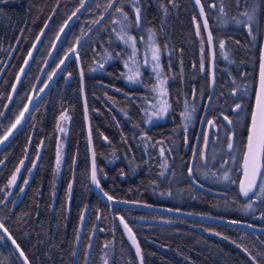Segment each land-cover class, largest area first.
<instances>
[{
	"label": "trees",
	"instance_id": "obj_1",
	"mask_svg": "<svg viewBox=\"0 0 264 264\" xmlns=\"http://www.w3.org/2000/svg\"><path fill=\"white\" fill-rule=\"evenodd\" d=\"M81 2L0 3V71L10 55L0 74V136L23 107L59 28ZM109 2L90 0L72 19L39 86ZM200 3L213 37L214 92L205 117L214 126H210L208 133L204 126L199 132L191 166L193 144L211 88L209 52L194 0H139V26L135 25L132 0H117L80 44L78 54L97 178L102 189L117 198L244 219L264 226V197L248 198L240 193L243 174L231 159L239 157L240 152H229L227 147L229 137L241 151L246 141L245 126L258 83L264 4H259L255 19L249 21L243 14H251L258 0H239V4L237 0H223V13L221 0H200ZM212 4L216 7H211ZM116 8H122L127 21ZM196 24H200V35L196 33ZM124 25H127L124 37L135 39V53L131 42L126 44L118 34ZM149 34L159 48L160 71L168 99L167 111L161 119L148 118L153 80L146 78L151 73L147 67L142 66V71L139 68ZM220 42L224 43L223 48ZM29 50L32 55L18 76ZM126 65L131 72L138 70L137 82L127 79L131 72ZM237 104L242 106L238 110ZM186 105L190 120L185 119ZM64 109L69 116L65 126V121L58 117ZM39 148L37 165L15 202ZM161 148L165 150L163 157ZM56 149L63 151L60 170L54 168ZM24 156L19 182L5 199L8 179ZM0 162V189H3L0 221L31 264L71 263L79 218L86 204V225L73 264L84 263L85 237L96 217L97 230L86 264H103L106 254L107 264H140L118 217L132 229L142 250L143 264H252L242 248L252 255L264 252V233L142 208L110 206L97 196L89 182L81 84L74 58L66 62L25 122L0 148ZM165 162L166 167H161ZM189 168L192 177L205 189L189 180ZM226 172L231 178L228 181L223 179ZM249 204L251 208L247 207ZM139 218L152 220L142 222ZM161 218L163 221H159ZM0 264H22L6 238L0 240ZM257 264L264 261L258 258Z\"/></svg>",
	"mask_w": 264,
	"mask_h": 264
},
{
	"label": "snow or ice",
	"instance_id": "obj_2",
	"mask_svg": "<svg viewBox=\"0 0 264 264\" xmlns=\"http://www.w3.org/2000/svg\"><path fill=\"white\" fill-rule=\"evenodd\" d=\"M7 0H0V3H6ZM117 3V0H111V3H109L108 7L111 8L113 4ZM134 11H135V25L139 26L141 23V8L139 7V0H132ZM197 4H200V0H196ZM237 4H239V0H237ZM259 4H264V0H258V4L253 7L251 14L248 12H245L243 15H245L249 21H253L255 19V14L258 11V6ZM81 8L84 7L83 0L80 5ZM211 7L215 8L216 5L212 4ZM80 9L77 8L76 12H79ZM116 12H119L123 15L124 20L127 21L128 17L126 13H123L122 8H116ZM76 12H73V16L76 15ZM220 12H224V7H223V0H221V7H220ZM200 14L202 17L205 16L204 12V6L201 5L200 8ZM103 17H101L102 19ZM71 19V17H69ZM94 23H99V21H95ZM203 26L205 30L207 31L208 29V22L207 19L205 18L203 21ZM47 27V25H45ZM67 27V22H65V26ZM64 27L60 29L61 32L64 31ZM127 27V25H124L122 27V31ZM200 29V24H197V35H200L199 32ZM251 31V29H249ZM43 34V33H42ZM125 35L127 33L125 32ZM59 38V37H58ZM151 38V37H150ZM120 39L124 40L126 44L131 42V46L133 48V52L135 53V39L131 36H127V39H125L124 36H121ZM208 43L211 45L213 43V37L211 32H208ZM35 47V45H34ZM220 47H224V43L220 42ZM69 51L74 52V49H69ZM32 53H29V56L31 57ZM67 58V57H66ZM152 59L153 61H156V65L153 68V71H156L159 68V48L153 46L152 47ZM261 65H260V82H259V90L255 94V102L254 106L252 107L250 113H249V123L245 126V132H246V141L242 145V151L240 149H237L236 145L232 142V137H229V142H228V150L229 152H234V151H239V157L237 156H232V162L237 163L239 170L243 174V179L239 181V191L244 197H252V196H257V197H264V55L261 57ZM60 63H63V60L60 61ZM25 64H27V61H25ZM127 67V65H126ZM24 70L21 69V72ZM159 75V74H158ZM139 77V72L137 71H132L131 74L128 75L127 79L135 83L137 82ZM19 79V77L17 78ZM163 81H160V87H154L152 90L154 92H158V95L160 97H165L167 95L166 90L162 87ZM15 90V89H13ZM119 91V90H118ZM156 108V112L154 115L159 117L162 113L167 111V102L166 100H161L159 105L154 106ZM242 106L240 104L236 105V110L240 109ZM194 110V109H193ZM28 109L27 107L24 109V111H21L20 114L17 116L15 122L11 125V127L7 130V132L3 135L2 138H0V144H3L8 137L12 134L13 130L17 128V125L21 123V120L25 118V112H27ZM186 113H188L187 105H186ZM185 119L190 120L191 119V114L188 113L185 115ZM227 119V117H225ZM207 123L210 126H214L213 121H207ZM231 123V121H229ZM62 130V129H61ZM107 139V137H105ZM204 144L205 148L207 147L208 144V138L205 136L204 137ZM165 150L163 148L160 149V154L163 157L164 156ZM196 154V151L194 150V155ZM201 158L203 159L204 153L201 151L200 153ZM2 163V162H0ZM21 165H23V161L20 162ZM60 163V156L59 153L57 155V166L59 167ZM161 167H166V162L161 165ZM20 172V168L18 167L15 170V174L12 175L10 180L8 181V186H15L16 181H17V174ZM163 176V173H161ZM189 175H191V168L189 169ZM92 181L99 187V181L97 180L96 176V168H95V163L93 162V168H92ZM223 179L225 181L230 180V176L225 173L223 176ZM233 183H235V180H232ZM25 184H27V180L24 181ZM69 188H71V185H69ZM0 191H3V189H0ZM21 192L24 191L23 188L20 189ZM104 195L107 197L108 200H113L112 196H109L108 193H104ZM2 203V201H0ZM248 208H251L252 205L249 204L247 206ZM264 218V217H262ZM121 223L128 233V237L131 240L133 246L135 247L136 251V256L140 260V264H143V255H142V250L136 240L135 235L132 232V229L128 226L127 223L124 222L123 218L121 217ZM233 223H236L233 221ZM0 230L4 233V235H0V240H3L5 238V235L7 236V239L11 241L13 245H15V250L19 251V256L23 258L22 264H29V261L27 257L25 256V253L23 250H20V246L16 244L15 239L12 238L11 235L8 234V229L5 227L3 222H0ZM219 235V233H216ZM227 239V237H225ZM235 243V241H233ZM238 248H242L240 244L236 245ZM242 251L248 254L250 260L252 261V264H257L258 258H260L261 261H264V252H257L255 255H252L251 252L247 248H242Z\"/></svg>",
	"mask_w": 264,
	"mask_h": 264
},
{
	"label": "water",
	"instance_id": "obj_3",
	"mask_svg": "<svg viewBox=\"0 0 264 264\" xmlns=\"http://www.w3.org/2000/svg\"><path fill=\"white\" fill-rule=\"evenodd\" d=\"M90 0H83L84 6L89 2ZM197 11H198V16L199 19L201 21L202 27H203V31L205 34V38L207 41V45H208V51H209V71H210V94L207 97L206 100V104H205V109L203 111V114L201 116L200 119V124H199V129H201L204 120H205V113L207 110V105L209 103V100L214 92V79H213V70H214V51H213V44H209L208 43V32H210L209 29V25H208V29L207 31L205 30L204 26H203V21L206 18V15L204 17L201 16L200 14V8H201V3L197 4L196 0H194ZM111 3V0L110 2ZM108 3V5H109ZM81 3L68 15V17L65 19V21L63 22V24L61 25V27L59 28L51 46L50 49L47 53V56L44 59V62L39 70V73L35 79V82L27 96V99L22 107L21 111H24V109L27 107L28 111L25 112V118L21 120V123L19 125H17V128L13 130L12 134L8 137V139L3 143L0 144V148L2 146H4L11 138L12 136L17 132V130L21 127V125L25 122V120L27 119L28 115L31 113V111L33 110V108L35 107V105L37 104V102L39 101V99L41 98V96L43 95V93L49 88V86L54 82L56 76L58 75V73L61 71V69L63 68V66L66 64V62L70 59V58H74L76 60L77 63V68H78V73H79V78H80V84H81V99H82V106H83V114H84V122H85V128H86V138H87V146H88V154H89V166H90V171H89V182L91 185V188L93 189V191L97 194V196L103 200L104 202H106L109 205H120V206H127V207H135V208H144V209H149V210H155V211H159L162 213H169V214H174V215H180V216H185V217H189V218H195V219H201V220H208V221H212V222H220V223H224V224H228V225H233V226H239L242 228H245L247 230H254V231H260V232H264V227L262 226H258V225H254L251 224L249 222L243 221V220H238V219H233V218H225V217H220V216H215V215H209V214H204V213H197V212H192V211H186V210H182L179 208H174V207H170V206H164L161 204H155V203H151V202H144V201H135V200H129V199H123V198H117V197H113V200H108L107 197L104 195L105 191L102 189V187L99 184V187H97V185L95 183H93L92 181V168H93V162L95 163V168H96V176H97V165H96V156H95V151H94V146H93V140H92V134H91V129H90V120H89V113H88V108H87V103H86V97H85V87H84V77H83V71L81 68V63H80V58H79V54H78V48L80 46V44L83 42V40H85V38L95 29V27L104 19V17L106 16V14L108 13V11L110 10V8L108 7V5L106 6V8L103 10V12L100 14V16L95 20V21H99V23H92L88 29L75 41V43L73 44V46L70 49H74V52H71L69 50H67V52L62 56V58L59 60V62L57 63V65L55 66V68L52 70V72L50 73V75L48 76V78L45 80V82L42 84V86L37 90L38 85L40 83V80L45 72V69L48 65V62L63 34V32L65 31V29L67 27L65 26V22H67V26L68 24L72 21V19L84 8L80 7ZM79 8L80 11L76 12V9ZM73 12H76V15L73 16ZM205 12V11H204ZM69 17H71V19H69ZM101 17H103L101 19ZM207 19V18H206ZM208 22V21H207ZM196 26V25H195ZM64 27V31L61 32L60 29ZM197 29V26H196ZM197 32V30H196ZM59 37V38H58ZM32 50V48H31ZM31 50H29V53L31 52ZM29 53L27 54L23 65L21 66L19 72H18V76L21 73V69H23L24 65H25V61H27L28 57H29ZM67 57V58H66ZM10 58H7V60L4 62L0 74L2 72V70L5 68V66L8 63V60ZM63 60V63L61 64L60 61ZM259 87V85H258ZM20 112L18 113V115L20 114ZM17 115V116H18ZM16 116V118H17ZM16 118L13 120V122L10 124V126L7 128V130L11 127V125L15 122ZM7 130L0 136V138L3 137V135L7 132ZM197 149V138L195 140L194 146H193V150H192V155H191V162H190V166L192 165L193 161H194V150L196 151ZM39 152H40V148L38 150V153L36 154L30 168L29 171L27 173V175L25 176L22 186L21 188L25 189L27 184L24 183L25 180L28 181L31 178V175L37 165V161H38V157H39ZM59 153L60 156V163H59V168L57 166V155ZM24 158L21 161L24 162ZM62 161H63V151L61 150V153L58 149H56V154H55V159H54V168L55 169H61V165H62ZM20 168V172L21 169L23 167V165H21V163L17 166V168ZM16 168V169H17ZM15 169V170H16ZM190 169V168H189ZM20 172L17 174V180L20 176ZM13 174H15V171L13 172ZM12 174V175H13ZM12 177V176H11ZM10 177V178H11ZM9 178V180H10ZM98 180V178H97ZM189 180L196 186L205 189L206 186H204L203 184H201L200 182H198L196 179H194L192 177V175H189ZM17 182V181H16ZM13 186H10V189L8 192H10V190L12 189ZM20 188V189H21ZM23 192H21L19 190L18 195L16 197V201H18L21 197ZM109 195V194H108ZM111 196V195H109ZM87 216V206H85L83 208V211L81 213L80 216V221H79V225H78V229H77V233H76V237H75V241H74V247H73V251H72V260H71V264H73L75 255H76V251L80 242V238H81V233L83 231V227H84V223H85V219ZM120 220V224L121 223V218H119ZM145 221V220H143ZM233 221H235L236 223H233ZM123 227V225H122ZM124 229V227H123ZM125 230V229H124ZM0 232L4 235V233L2 232V230H0ZM126 232V230H125ZM8 234L11 235L8 231ZM126 234L128 235V233L126 232ZM12 236V235H11ZM5 238L7 239V236L5 235ZM13 238V237H12ZM14 239V238H13ZM8 240V239H7ZM131 241V240H130ZM8 242L11 244V246L14 248L15 250V245H13L11 243L10 240H8ZM16 244H18L16 242ZM20 250L21 247H20ZM16 251V250H15ZM17 254L19 255V251H16ZM26 256V255H25ZM20 257V256H19ZM21 260H23V258L20 257ZM28 259V258H27ZM29 261V260H28ZM29 264H31L29 262Z\"/></svg>",
	"mask_w": 264,
	"mask_h": 264
},
{
	"label": "rangeland",
	"instance_id": "obj_4",
	"mask_svg": "<svg viewBox=\"0 0 264 264\" xmlns=\"http://www.w3.org/2000/svg\"><path fill=\"white\" fill-rule=\"evenodd\" d=\"M121 36H124L123 34H125V32L123 31H120V33H118ZM127 39V36H125ZM151 37V38H150ZM153 35H148V37L146 38V41H145V52H142V55H143V62L142 63H139V68L141 70L142 66H145L147 67L151 73H149L146 78L148 77H151L152 80H153V88L154 87H160V81H163L164 82V78L162 77L161 75V71H160V64H159V68L156 70V71H153V68L155 67L156 65V61H153L152 59V47L155 46L157 47V44L155 43V40L153 39ZM132 47V46H131ZM158 48V47H157ZM262 55H264V42H263V50H262V54H261V57ZM262 61H260L261 63ZM159 63V61H158ZM261 65V64H260ZM131 67H134V65H130ZM136 66V64H135ZM128 72H131L130 68H127ZM142 71V70H141ZM159 74V75H158ZM260 80V79H259ZM41 82V81H40ZM162 87L165 89V84L163 83ZM259 90V89H258ZM152 96H153V99H150V101L148 102V107H149V111H148V118L150 119H161L163 118L164 113H162L159 117H157L156 115H154V113L156 112V108L154 107L155 105H159L161 100H166L167 102V108H168V99H167V96L165 97H160L158 95V92H154L152 93ZM61 118L64 119V120H67V116L65 114V112H62L61 113ZM12 176V175H11ZM9 181V180H8ZM5 191V190H4ZM7 191V190H6ZM5 191V199H6V196L8 195V193ZM16 201V200H15ZM91 229V227H90ZM90 233V231H89ZM94 239V237H93ZM88 240H89V235L87 237H85V242H84V246H83V254H84V257H86V253H87V245H88ZM107 251V250H106ZM107 254L105 256V258L103 259V264H107V261H109L107 258ZM85 259V258H84Z\"/></svg>",
	"mask_w": 264,
	"mask_h": 264
},
{
	"label": "flooded vegetation",
	"instance_id": "obj_5",
	"mask_svg": "<svg viewBox=\"0 0 264 264\" xmlns=\"http://www.w3.org/2000/svg\"><path fill=\"white\" fill-rule=\"evenodd\" d=\"M264 12V11H263ZM263 21H264V15H263ZM264 33V32H263ZM65 185V184H64ZM152 220V219H151Z\"/></svg>",
	"mask_w": 264,
	"mask_h": 264
}]
</instances>
